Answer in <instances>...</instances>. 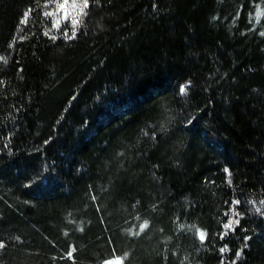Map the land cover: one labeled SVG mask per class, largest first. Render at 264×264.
Returning <instances> with one entry per match:
<instances>
[{"label": "trees", "instance_id": "1", "mask_svg": "<svg viewBox=\"0 0 264 264\" xmlns=\"http://www.w3.org/2000/svg\"><path fill=\"white\" fill-rule=\"evenodd\" d=\"M0 58V264H264V0H0Z\"/></svg>", "mask_w": 264, "mask_h": 264}, {"label": "snow or ice", "instance_id": "2", "mask_svg": "<svg viewBox=\"0 0 264 264\" xmlns=\"http://www.w3.org/2000/svg\"><path fill=\"white\" fill-rule=\"evenodd\" d=\"M84 4H85V6H87V4H88V0H84ZM26 15H27V13H26ZM0 59H3V58H0ZM180 91H181V94H184V92H185V88H184V87H181ZM237 203H238V202H237ZM237 222H238V221H237ZM145 227H147V224H146V223H145L144 225H141V230H143V228H145ZM225 227H226V228L231 227V222H230L229 224H226ZM200 238H201V240H203V239L205 238V234L201 232V233H200ZM2 246H3V245L0 244V247H2ZM221 251H224V249H221ZM237 256H239V253H237Z\"/></svg>", "mask_w": 264, "mask_h": 264}, {"label": "rangeland", "instance_id": "3", "mask_svg": "<svg viewBox=\"0 0 264 264\" xmlns=\"http://www.w3.org/2000/svg\"><path fill=\"white\" fill-rule=\"evenodd\" d=\"M107 264H120L119 261H111V262H108Z\"/></svg>", "mask_w": 264, "mask_h": 264}]
</instances>
